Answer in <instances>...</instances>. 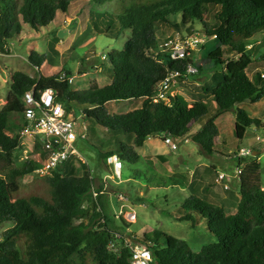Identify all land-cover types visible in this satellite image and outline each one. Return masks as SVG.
Masks as SVG:
<instances>
[{"label":"trees","instance_id":"16d2710c","mask_svg":"<svg viewBox=\"0 0 264 264\" xmlns=\"http://www.w3.org/2000/svg\"><path fill=\"white\" fill-rule=\"evenodd\" d=\"M77 1L81 0H0V53H8L9 41L22 33L24 25L35 30L48 27L57 20L58 12L71 14L72 3ZM94 2L99 6L112 4L111 10L104 9L91 17L90 21L99 25L95 31L110 38L129 31L123 49L105 57L111 83L75 90L65 79L73 76L70 70L43 73L47 55L35 51L28 56L38 69L35 76L21 70L11 73L10 91L0 109V225L6 221L14 225L4 231L0 240V264H131L126 239L150 249L157 264H264V189L261 164L256 161L237 165L243 171L235 213L228 214L224 206L196 195L182 203L178 219L192 221L195 226L198 214L207 220L217 238L197 252L186 240L158 229L149 237L127 233L132 222L119 216L118 225L107 216L103 195L95 199L91 193L93 180L85 166L80 173L73 164L66 163L45 176L50 199L14 198L21 188L20 178L40 166L32 159L16 163L18 131L24 124L22 97L35 85L36 93L45 89L58 91L59 99L69 101V111L74 104L82 106L84 117L112 132L128 135L126 144L120 142L114 149L103 151L101 160L117 154L123 161L137 163L141 158L138 149L146 140L157 136L184 139L196 126L199 130L192 136L193 142L206 155H213L221 143L216 120L231 110L235 111L234 134L238 140L245 137L249 127L264 126L261 119L250 116L242 107L264 98V52L256 58L247 53L249 46L264 41V0ZM164 24L177 29L184 26L189 34L218 41L205 59L223 71L213 74L204 86L214 102L213 108L204 100L194 101L189 107L178 94L170 96L168 102L153 100L159 83L170 72H178L184 79L192 62L189 54L173 59L162 50L165 38L160 33ZM58 42L57 38L49 41L50 51L58 52ZM223 55L229 58L224 61ZM249 70L256 71L255 81ZM131 99H142L141 105L126 113H110L106 108L110 101Z\"/></svg>","mask_w":264,"mask_h":264},{"label":"rangeland","instance_id":"374dc122","mask_svg":"<svg viewBox=\"0 0 264 264\" xmlns=\"http://www.w3.org/2000/svg\"><path fill=\"white\" fill-rule=\"evenodd\" d=\"M111 6L109 3L99 6L94 0H85L77 6L75 14L70 16L71 18L73 15L76 16L70 23L63 22V18L41 30L24 25L19 38L14 37L9 41L8 53H0V109L10 91L12 71L21 70L30 76L37 74V69L28 59L30 51L47 55L43 72L53 74L63 68L70 70L74 76L71 87L75 90L88 89L92 84L101 87L107 85L110 80L107 73L108 61L105 57L123 49L129 31L125 30L121 36L110 38L95 31V27L99 25L90 19L104 9L111 10ZM81 19L87 24H82ZM59 30H65L67 34L59 37ZM160 34L164 38L171 36L182 42L192 41L193 45L183 43L186 54L192 57L188 75L178 82L179 87L174 90L177 89L178 95L187 100L189 107L194 101L204 100L213 108L214 102L204 91V86L211 81L213 74L223 71L220 66L208 64L205 59L210 50L218 45V41L212 37L203 39L200 34H189L184 26L177 29L169 24L161 25ZM54 38L59 39L58 52L49 49V41ZM197 38L200 42H195ZM262 52L263 40L249 46L247 51L252 58H256ZM227 58L229 56L223 55L222 60L225 61ZM233 58L238 59L239 55H234ZM199 65L202 66L201 69ZM255 74L256 71L249 70V75L254 81ZM141 101L142 99L110 101L106 108L110 113H126L139 107ZM242 107L250 116L264 122V98L255 104L245 103ZM83 109L84 107L74 104L73 114L69 116L78 118V122H84L87 127L85 132L87 137L78 141L77 149L86 158L94 177L111 176L110 185L102 194L107 216L119 225L121 224L119 216L126 219L124 213L135 212L136 220L129 224L127 233L149 237L153 230L158 229L186 240L191 249L197 252L204 245L216 242L217 238L209 230L207 220L198 214L195 215V226H192V221L178 219L182 214L181 205L185 199L196 195L213 204L224 206L228 214L235 213L240 193L239 180L233 177L234 171L238 164L244 166L254 161L261 164L259 173L264 189V126L249 127L245 137L238 140L234 134V110L222 114L216 120L221 132V143L213 155H206L193 142L192 136L199 130L196 126L184 139H175L178 147L176 150H172L161 136L148 139L144 147L138 149L140 160L137 163L123 161L122 176L120 179H114L112 171L101 162V153L114 149L120 142L126 144L128 135L112 132L93 119L83 117ZM9 132L14 134L12 131ZM247 149L256 152L246 155L244 153ZM236 150L239 151L238 156L235 155ZM23 161L24 158L18 154L16 163L20 164ZM76 167L80 173L83 172L82 167ZM220 173L228 175L226 180L228 189L224 188L222 182H217ZM44 177L41 173L33 172L20 178L21 188L14 194V198L40 196L50 199V191ZM102 180L95 179V184L103 187ZM120 193L124 196L123 200L119 199ZM13 225V221H6L0 225V240L4 231Z\"/></svg>","mask_w":264,"mask_h":264},{"label":"built area","instance_id":"2783aa9c","mask_svg":"<svg viewBox=\"0 0 264 264\" xmlns=\"http://www.w3.org/2000/svg\"><path fill=\"white\" fill-rule=\"evenodd\" d=\"M196 38V37H195ZM194 40V38H192ZM187 44L193 45L192 41L186 40ZM178 38L168 36L160 45L163 51L169 52L173 59L185 58L186 52L183 43ZM195 42H200L197 38ZM188 73V72H187ZM72 77H65L71 84ZM182 81L178 72H170L164 80H162L152 98L155 102L169 101L170 96L177 93L178 82ZM58 91L53 89H45L40 93H36V85L29 91H26L22 97L24 106L23 127L18 131L19 144L17 147V155L21 154L24 160L32 159L40 163L39 168L35 172L47 176L52 170H56L66 163H71L75 167H87L89 164L86 158L77 149L79 140L85 139L87 127L84 122L79 123L78 118L69 117L73 114V110L68 109V100H61L57 97ZM84 117V113L82 112ZM80 130L78 131V128ZM9 134L13 135L11 132ZM165 143L172 150H176L177 143L172 138H163ZM255 150L247 149L244 154L252 155ZM258 152V151H257ZM104 165L112 171L114 179H120L122 176L123 160L117 155H111L104 161ZM90 171V170H89ZM243 168L237 167L233 177L240 180ZM91 172V171H90ZM93 180L91 193L96 199L100 194H103L109 187L110 175L103 176V187L95 184V178L91 172ZM228 175L220 173L217 177V182H222L224 188L228 189L226 183ZM119 199L123 200L122 193L119 194ZM126 220L134 222L136 220L135 212L124 213ZM127 247L130 251L131 264H157L154 260L152 251L146 247L137 245L134 241L126 239Z\"/></svg>","mask_w":264,"mask_h":264},{"label":"crops","instance_id":"0c3cea01","mask_svg":"<svg viewBox=\"0 0 264 264\" xmlns=\"http://www.w3.org/2000/svg\"><path fill=\"white\" fill-rule=\"evenodd\" d=\"M83 1H85V0H81V1H77V2H73L72 3V7H73V9H72V13L71 14H69V16H67L66 14H63V13H61V12H58V14H57V20L56 21H58L59 19H63V22H65L66 24L69 22H71V20H73V19H75L76 18V16H74L73 15V17L71 18L70 16L74 13L75 14V12H76V9H77V6L78 5H80ZM85 22L86 21H84V19L82 20L81 19V23L82 24H84L85 25ZM60 31V30H59ZM62 31H64L66 34H67V32L65 31V30H62ZM66 34H64V35H66ZM63 35V36H64ZM19 38V37H18ZM34 42V46H35V41H33ZM56 48H57V50H59V46L57 45L56 46ZM31 52V51H30ZM29 52V53H30ZM45 65V64H44ZM44 65H43V67H44ZM43 67L41 68V71L43 72ZM38 70V69H37ZM43 73H46V72H43ZM46 74H49V73H46ZM33 76V75H32ZM74 77V76H73ZM108 77H109V82L107 83V84H109V83H111V78H110V76H109V74H108ZM5 103H6V101H5ZM220 130V129H219ZM221 133V132H220ZM147 141V140H146ZM104 160H102L101 162H103ZM103 164H104V162H103ZM103 177H101V178H95V179H102Z\"/></svg>","mask_w":264,"mask_h":264},{"label":"water","instance_id":"95a60500","mask_svg":"<svg viewBox=\"0 0 264 264\" xmlns=\"http://www.w3.org/2000/svg\"><path fill=\"white\" fill-rule=\"evenodd\" d=\"M64 34H66V33H65L64 31H62V30H60V31L58 32L59 37H63Z\"/></svg>","mask_w":264,"mask_h":264}]
</instances>
